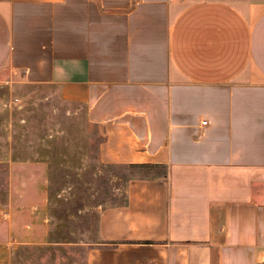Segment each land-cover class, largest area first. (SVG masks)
Segmentation results:
<instances>
[{"label":"crops","instance_id":"obj_1","mask_svg":"<svg viewBox=\"0 0 264 264\" xmlns=\"http://www.w3.org/2000/svg\"><path fill=\"white\" fill-rule=\"evenodd\" d=\"M9 70L85 104L109 161L166 169L101 211L83 264L262 263L264 0H0ZM9 165L0 264L52 243L45 164Z\"/></svg>","mask_w":264,"mask_h":264},{"label":"rangeland","instance_id":"obj_2","mask_svg":"<svg viewBox=\"0 0 264 264\" xmlns=\"http://www.w3.org/2000/svg\"><path fill=\"white\" fill-rule=\"evenodd\" d=\"M106 138L105 127L88 119L86 105L65 99L56 84L29 82L10 70L4 74L0 201L6 200L10 160L42 161L53 226L52 243L21 247L13 264H83L89 244L98 239L101 211L125 200L132 177L166 171L154 164L109 161Z\"/></svg>","mask_w":264,"mask_h":264},{"label":"built area","instance_id":"obj_3","mask_svg":"<svg viewBox=\"0 0 264 264\" xmlns=\"http://www.w3.org/2000/svg\"><path fill=\"white\" fill-rule=\"evenodd\" d=\"M207 121H208V120L205 119V120H203V123H207Z\"/></svg>","mask_w":264,"mask_h":264}]
</instances>
